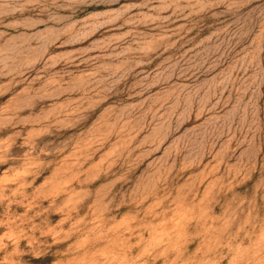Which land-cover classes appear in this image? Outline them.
<instances>
[{
	"label": "rangeland",
	"instance_id": "1",
	"mask_svg": "<svg viewBox=\"0 0 264 264\" xmlns=\"http://www.w3.org/2000/svg\"><path fill=\"white\" fill-rule=\"evenodd\" d=\"M0 264H264V0H0Z\"/></svg>",
	"mask_w": 264,
	"mask_h": 264
}]
</instances>
